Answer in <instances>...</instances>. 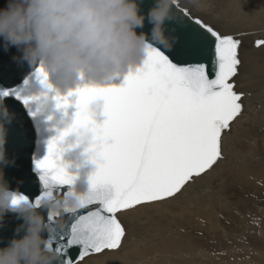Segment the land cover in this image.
<instances>
[{
  "label": "snow or ice",
  "instance_id": "obj_1",
  "mask_svg": "<svg viewBox=\"0 0 264 264\" xmlns=\"http://www.w3.org/2000/svg\"><path fill=\"white\" fill-rule=\"evenodd\" d=\"M177 11L182 18L167 54L150 47L142 66L119 86H84L55 98L58 107L67 109L68 97H76L73 130L91 133L96 165L91 190L78 199L64 230L50 241L62 264H87V257L119 248L127 235L121 216L178 198L189 182L223 159L222 137L244 107V93L236 90L234 80L242 64L241 41L221 34L179 3ZM261 46L264 40L257 41ZM35 75L42 83L46 79L43 68ZM0 95H15L25 106L37 99L10 91ZM100 100L106 119L97 124L90 106ZM65 135L51 140L46 157L34 161L43 186L36 204L74 183L57 155L58 141ZM106 185L115 188L113 198L96 191ZM26 199L18 194L13 202ZM73 248L79 250L77 256L71 254Z\"/></svg>",
  "mask_w": 264,
  "mask_h": 264
},
{
  "label": "clouds",
  "instance_id": "obj_2",
  "mask_svg": "<svg viewBox=\"0 0 264 264\" xmlns=\"http://www.w3.org/2000/svg\"><path fill=\"white\" fill-rule=\"evenodd\" d=\"M190 2L199 6L198 0ZM177 3L154 0L143 13L140 0H7L0 8V38L5 51L15 47L20 53L14 61L43 68L44 82L36 77L38 97L50 92L69 95L84 86L112 85L124 79L143 64L150 47L171 50L175 37L165 26L177 19ZM146 21L151 25L148 32L142 31ZM4 98L0 95V116L8 114ZM74 117L75 113L71 118L65 113L57 121L64 125L58 137L67 132L58 141L57 155L68 173L71 169L78 175L93 163V139L87 129L73 130ZM5 143L6 129L0 122V166L9 163ZM91 176L71 187L72 195L61 197L53 191L39 204L28 199L14 203L18 192L10 189L0 171V222L8 213L23 221L0 248V264H62L50 241L64 230L63 216L91 190Z\"/></svg>",
  "mask_w": 264,
  "mask_h": 264
},
{
  "label": "bare ground",
  "instance_id": "obj_3",
  "mask_svg": "<svg viewBox=\"0 0 264 264\" xmlns=\"http://www.w3.org/2000/svg\"><path fill=\"white\" fill-rule=\"evenodd\" d=\"M223 1L224 0H210V3H212L214 9L219 12L220 8L217 7L218 3ZM225 1L228 2V4H226L227 7L223 8L221 11L223 13L225 12V14L223 15V13L221 14L219 12L222 18L233 15L231 16V18L233 19L234 14H236L237 20L235 19L233 22H236L237 26L240 22L242 23L243 29L245 28L246 32H249V34H251L250 37L252 36L254 46L257 49V51L253 52L250 51V49H247V56L244 61L246 68H248V61L251 58L249 57L250 55H252V57H256L259 61L256 65L258 66L257 69L259 75L256 77L252 75V78L248 83L247 81L249 79L247 75H249L250 73L244 71L243 74V69L240 68L238 76L234 78L236 82V90L240 91V89L244 90L246 88H253V93L250 92L253 95L250 96V98L248 97L247 102H244L243 100V104L246 106L245 108L252 111L251 106H249L251 103H255L257 107L262 103V107L264 109V88H262L259 92L255 90V88L259 85L264 86V46L257 47L256 45L258 40H264V0ZM207 13H209V11ZM222 20L223 19H221V21ZM217 24L219 23H216V25ZM231 26L232 25L230 23V20H227L225 23H223V25L220 27L222 33L231 35L235 29L234 26V28H231ZM243 38H246V36H243ZM240 39L242 38L240 37ZM241 48L243 47L241 46ZM241 48L239 50H243ZM248 52L250 55L248 54ZM252 72L254 73L255 71L252 70ZM245 91L243 93H245ZM261 123H263L262 126L253 128L248 132V136H245L244 138V144L246 146L253 147V150H251L250 152V156H253V160H258L259 163L257 162L253 165L242 164L239 167V171L244 172L242 174L243 176H240L241 173L238 174V172L232 167V163L228 166H224L223 160L221 162V165H218L217 167L214 166V170L212 169L214 171L212 172V177L214 179H217V181L211 182L212 188H214L213 186L220 180L221 176L229 175V173L230 175L232 174L231 177L229 175L230 185L226 186L224 189V194L226 195L225 199H228L230 196L236 193L235 187L238 185L244 187L247 190L248 195L243 198V209L236 207L237 204L234 201L228 202L225 199H223V203L217 204L218 207L212 201H209L207 203L205 201L200 202V200H197V198H195V195L197 193H195V195L192 194L195 189V191H197L199 186H189L191 187L189 191L182 192V194H180L178 198L169 200V202L167 203L155 204L151 207H143L140 208L139 211H134L131 214L126 213L125 215L121 216L122 219H125L124 226L129 231H127L129 233V235H127L128 238H125V240L123 239L124 243L127 241L128 243H134H132L128 248H126L127 246L124 249L122 247H119V249L121 248L120 250L114 249L115 251L112 250L113 252L110 253H108V251L111 250H106L108 254L101 256V260L111 261L113 264H131L130 261L127 260V258L130 255H134L135 253H137V256L139 257L138 261H141L137 262V264H159V262L155 260L148 262V257H156L160 255H162L163 257L161 258L162 264H165L164 262L166 261L169 262L168 264H213L214 262H216V264H224L225 259L221 261L219 257L230 254H235V259L238 258V261L242 259L239 256L244 254V252L241 248H238L233 244L235 243V238L227 239L225 234V243H230L228 246L224 247L225 250H222L221 248L222 252L226 251L222 256H219L218 252L215 251L213 244H201L199 240V231H211L212 229H218V231L252 232L253 235L251 236L253 239L254 250H259V253L264 252V235L262 233V231H264V209L261 210L260 206L258 207L259 204H264L263 192L259 187V180L263 179L260 174L261 171L264 170V120ZM225 158L227 159L228 155H226ZM218 163H220V161ZM224 168H226L228 172H225ZM0 171H2L1 166ZM245 173L248 174V176H246ZM224 183L226 184V182ZM259 193L260 196H258ZM182 195H184L185 197H181ZM230 206H233L231 215L219 214L215 217L217 210L227 212ZM233 211H236L237 213L233 214ZM140 221H146V224H140ZM233 223L235 224V226H233ZM148 225H150L151 227L148 228ZM137 227L143 228L141 232L147 233L146 238L142 237V235L140 237H136L135 233L138 231ZM137 239H140L141 241H148V243L150 244H148L149 247L138 251V242H136ZM106 252L103 251L102 254ZM196 254H200L201 259L196 260ZM255 256L258 255L256 254ZM92 257L93 255L91 256V258Z\"/></svg>",
  "mask_w": 264,
  "mask_h": 264
},
{
  "label": "water",
  "instance_id": "obj_4",
  "mask_svg": "<svg viewBox=\"0 0 264 264\" xmlns=\"http://www.w3.org/2000/svg\"><path fill=\"white\" fill-rule=\"evenodd\" d=\"M153 2L154 0H140L142 12L146 13ZM6 3L7 0H0V8H3ZM176 16L177 19L165 26L167 33L173 37L176 36L179 30L180 20L182 18V14H179L177 9ZM150 28L151 25L146 21L142 31L148 32ZM161 50L165 51L166 54L168 52L167 49ZM19 55L20 53L15 47L5 51L2 38H0V92L10 91L14 94L18 92L25 98H37L31 100L28 106H25L20 100L16 99L15 95L6 96L4 98V105L8 110V114L0 116V122H3L6 129V143L4 147L5 155L9 163L7 166H2V169L3 177L5 181H7L10 189L18 192V194L24 195L29 201L34 202L43 191V186L39 179L40 174L35 170L34 161H40L46 157L49 142L57 138L59 133L63 130L64 125L59 124L57 122L58 119L65 113L68 118H71L77 111L74 106L76 97L74 95L68 97L70 107L67 109L58 107L55 99L57 96L67 97L68 94L66 92H60L59 94L50 92L46 96L38 97L35 91L38 85L35 75L38 66H29L26 62H18L12 59L14 56ZM171 58L172 57H170V59ZM123 80L122 78L112 85L119 86L123 83ZM112 85L100 86L106 87ZM97 104L100 105L99 108H97ZM90 110L95 113L93 119L96 123L102 124L106 119V116L103 115V101L94 102L90 106ZM95 170L96 165L94 163L81 169L78 175H76L73 170L69 169V174L75 175V180L71 187H77L85 183L88 179V175L93 174ZM68 191L69 187L64 186L61 187L56 194L62 197L66 195ZM96 191L106 198H113L116 194L115 188L111 185L97 188ZM42 214L47 216L48 213L42 210ZM69 215L70 214H65L62 218V222L65 225L69 222ZM21 223H23V221L18 219L16 214L8 213L4 217L3 221L0 222V248L5 247L8 241L13 238L17 227ZM20 235H23V233ZM45 235H47V233H45ZM53 247H56L55 243ZM78 251L77 248L70 250L73 256H77Z\"/></svg>",
  "mask_w": 264,
  "mask_h": 264
},
{
  "label": "rangeland",
  "instance_id": "obj_5",
  "mask_svg": "<svg viewBox=\"0 0 264 264\" xmlns=\"http://www.w3.org/2000/svg\"><path fill=\"white\" fill-rule=\"evenodd\" d=\"M223 2H219L218 6H217L218 8H220L219 12L221 14L223 13V12H221L222 9L227 7L226 4H228V2L225 1V0ZM179 4H180L181 7L187 8L194 17L201 19L204 23H207L208 25L212 26L215 30L219 31L221 34H224V33H222L220 27L227 20H230V23L232 25L231 28L233 26L235 27V29L232 32L231 36H234V38L239 39L241 41V44H242V45L241 44L240 45L243 47V48H241V46H240V48L243 49V50H239V55H240V58H241V61H242V64H241L240 68L243 69L242 70L243 74H244V71H247V72L250 73L249 75H247L248 79H249L247 81V83L250 82V79L252 78L251 77L252 75L254 77L259 75L258 74V69H257L258 66H256L259 61L257 60L256 57H252V55H250L249 52H248V54L250 55L249 57H251V58L248 61V68H246V65H245L244 61H245V58L247 56V51L250 49V51L253 52V51H257V49L254 46V41L252 40V36L250 37L251 34H249V32H246L245 28L243 29L242 23L240 22L238 24V26H239V28H238V26L236 25V22L235 23L233 22L235 19L237 20V15L236 14H234L233 19L231 18V16H233V15H229L228 17L222 18L221 14L219 12H217L216 9H214V6H213L212 3H210V0H198L199 6L192 5V3L189 0H179ZM219 4H220V6H219ZM198 10H200V11H198ZM208 11H209V13H207ZM210 13H212V14H210ZM204 14H205V16H204ZM224 14H225V12L223 13V15ZM215 18H216V20L218 19L217 20L218 22L215 20ZM220 18L223 19V20L221 21ZM240 21H241V18H240ZM216 23H219V24L216 25ZM247 26H249V25H247ZM240 27H241L242 30L240 29ZM224 35H230V34H224ZM243 36L244 37L246 36V38H243ZM248 36H249V38H248ZM240 37L242 39H244V40L240 39ZM249 39H251V40H249ZM249 41L252 42V43H250ZM248 47H250V48H248ZM243 66H244V68H243ZM240 68H239V70H240ZM252 70L255 71L256 73L255 72L253 73ZM244 87H246V86H244ZM262 88H264V86H260L259 85V86H257L255 88V90L257 92H259ZM244 91H245V93H244V96H243V100H244V102H247L248 97L250 98V96L253 95L250 92L253 93L254 90H253V88H246L244 90L240 89L239 92H244ZM257 102H259V101H257ZM243 106L244 107H243L242 115L240 117H238L235 121H233V123L231 124L230 129H227L225 131V134L222 137V139H223V143H222L223 158H225L226 155H228L227 159L226 158L222 159L224 161V166H228L229 164L232 163L233 164L232 167L238 172V174L241 173L240 176L244 173V172H240L239 171V167L242 164L253 165V164L257 163V162L259 163L258 160H255V161L253 160V158H254L253 156H250V152H251V150H253V147L246 146L244 144V142H245L244 138H245V136H248V132L250 130H252L253 128H257L259 126H262L263 123H261V122H263V120H264V109L262 107V103L258 107H257V105L255 103H251L249 106H251L252 111H250L247 108H245L246 106L244 104H243ZM242 158H243V160H242ZM222 160H220V163L215 165V167H217L218 165H221ZM1 170L3 171L2 166H1ZM213 170L210 169V171L206 172L207 174L206 173H205V175L202 174L203 175L202 178H196L195 182L194 183L190 182L189 186H191V187H196V186L198 187L199 186L197 191H195L196 190L195 189L193 191L194 193L192 192L193 195H195V193L198 194V195L197 194L195 195L196 196L195 198H197V200H200V202L205 201L206 203L209 202V201H212L215 205H217L219 203H223V199H225V197H226V195L224 194V189H225L226 186L230 185L229 178L231 177L232 174L230 175V173H229L230 177H229V175H223L224 177L221 176L220 180L218 182H216L215 185L213 186L214 188H212L211 187V182L212 181H217V179H214L212 177V172H214ZM224 170H225V172H228V170L226 168H224ZM208 172H209V174H208ZM245 175L248 176V174H246V173H245ZM260 175L263 177V179L259 180V187L262 190L263 196H264V170L261 171ZM223 181L226 182V184ZM189 186H187L188 188L186 187L187 190H183L182 192L189 191V189L191 188ZM235 190H236V193L234 195L230 196L228 199H225V200L228 201V202L229 201H234L237 204L236 207H239V208L243 209V207H242V204L244 202L243 198L248 195L247 190L244 187H241L239 185L235 187ZM179 195L180 194H178V196ZM258 196H260V193L258 194ZM181 197H185V196L182 195ZM181 197H179V198H181ZM170 200H172V199H170ZM259 206H260L261 210L264 209V204H259L258 207ZM217 207H218V205H217ZM232 207L233 206H230L227 212L216 209L217 211H216L215 217L217 215H219V214L231 215L232 214ZM258 210H259V208H258ZM132 212H134V211H131V212L128 211L127 214L128 213L131 214ZM235 213H237V212L233 211V214H235ZM120 218H121L122 223L124 225L125 219H122V217H120ZM139 223L140 224H146V221H140ZM233 226H235V224ZM250 226H251V224H250ZM150 227L151 226L148 225V228H150ZM137 230L138 231L135 233L136 237H140L141 235L144 238L147 237V233L141 232L143 230V228L137 227ZM221 230H222V228H221ZM128 232H127V235H129ZM262 233L264 235V231H262ZM199 234H200L199 235L200 243L203 244V245H205V244H213L214 249H215L216 252H218L219 256H222L223 253L226 252V251L222 252L221 248H222V250H225L224 247L228 246L229 243H230V242H226L227 244L225 243V241H226L225 240V236H226L227 239L235 238V240H234L235 243H233V244L236 247L241 248L242 251L244 252V254L239 256L243 260L240 259L238 261V258L235 259L236 258L235 254L223 255V257H219V258L221 259V261L225 259L224 264L225 263L226 264H264V252H260L259 253V250H254L253 239H252V236H251V235H253L252 232H249V231H218V229H212L211 231H199ZM224 234H225V236H224ZM127 235H126V238H128ZM263 238H264V236H263ZM124 240H125V238H124ZM124 240H123V243H122V245L123 244L124 245L120 246L123 249L126 246H127L126 248H128L132 243H134V242H129L128 243V241L124 243ZM136 242H138L137 243V250L138 251H141L142 249H144L146 247H149L148 246L149 243L146 240L141 241L140 239H137ZM117 249H119V248H117ZM112 250L115 251L114 249H112ZM112 250L108 251V253L113 252ZM129 252H134V251H129ZM102 253L103 252H101V253H99L97 255H93L92 258L88 257L86 259L87 264H113L111 261L101 260V256H103L105 254H108L107 252L104 253V254H102ZM256 254L258 256H255ZM195 256H196L195 257L196 260L201 259L200 254H196ZM138 258L139 257L137 256V253H135L134 255H130L127 258V260L130 261L131 264H137V262H141V261H138ZM161 258H163L162 255L156 256V257L150 256V257H148V262H150L152 260H155V261H158L159 264H162ZM99 261H102V262H99ZM164 263L168 264L169 262L166 261ZM213 264H216V262H214Z\"/></svg>",
  "mask_w": 264,
  "mask_h": 264
}]
</instances>
